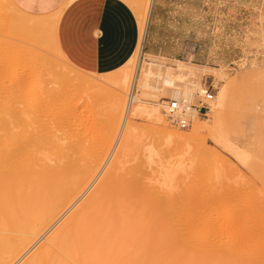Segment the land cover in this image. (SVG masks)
I'll list each match as a JSON object with an SVG mask.
<instances>
[{
  "label": "rangeland",
  "instance_id": "rangeland-1",
  "mask_svg": "<svg viewBox=\"0 0 264 264\" xmlns=\"http://www.w3.org/2000/svg\"><path fill=\"white\" fill-rule=\"evenodd\" d=\"M246 1L247 8H244L243 11H237L235 8H230L235 0H222V4L226 6V10L220 14L193 11L184 13V16H189V18L192 19L191 22L188 23L189 26L184 25V27H186L184 29L189 28L197 30L200 33L198 38L207 41L206 45L197 46L199 51H203L204 57L193 58L191 55H183L182 53L180 58L186 66L185 69L180 70L178 69V63L175 60L147 56L146 59L151 65L146 67V69L151 72V75L146 79L144 78V75L140 74L139 66L137 70L135 69L136 60L134 59L133 78L131 81V85H134V89L132 90V86L130 85L131 88L127 90L128 93L125 92L122 94L125 96L127 95L126 97H123L126 99V106H128L130 100L129 94L136 90L138 92L137 96L142 100L143 104L149 107L157 104L164 116V99L174 97L173 90L167 89L163 85V78L166 75L168 67L175 69L172 71V69L169 68L168 71L174 73V78L178 81L176 85L179 90L183 93L190 91L194 94L191 99L193 102H196L198 99L197 96L196 98L194 97L200 85L203 82H208V84L212 85L215 94L213 101L215 102L214 107L220 106V111L216 116H214L215 113H211L206 117H200L202 121L205 120L206 122L207 119L209 120H207V123L210 126L203 129L200 135V139H202L200 141L205 142L210 150L208 152L209 154H206L205 152L201 153L202 151H199L198 148L199 145L194 147L198 144V141L196 140L195 142H191L194 143L193 147H191L192 145L190 144L189 146L180 147L176 152H172L173 144L172 146H169L164 139H155L149 132V129H153L157 125L155 118L153 120L152 117H135L130 112V114H128L127 122L134 124L136 130L131 137V147L133 149L129 147L132 151L129 152V149L127 150L129 152V154L127 153L128 156L125 155L126 158L122 160L124 162L121 161L116 169L118 174L125 177L128 169H132V167L134 168V166L141 165L142 163L144 165L148 150L150 149L158 150V152H160V157L162 156L163 158L173 157V159H176V154H183L186 158L185 164L188 173V180L186 179L183 181L184 183L182 181L179 182L177 184L178 186L176 185L178 190H176V187L172 189L170 187L168 188V186H164L162 192H166L165 194L169 196V198L172 197L171 199H174L177 204L184 200L191 203L193 205L191 208L193 211L195 210V214H206L207 216L218 214L215 217L218 221L216 224L217 226L219 225V227H222L223 230L228 229L230 225H232L231 222H234L235 219L234 216H231L230 214L235 212V216L237 215L235 217L236 232L247 230L245 229L247 227L249 230L251 225H254L253 221H255L254 217L256 216V208H258L259 205H264V0ZM190 3L199 7L203 4L208 5L209 1L191 0ZM48 16L50 17L51 15L31 16L17 8L12 0H0V122L3 123V127L6 126L7 123V125H9V118L11 124L12 122L15 124L19 120V122L22 120L24 123L21 122L20 126L17 125L18 123L15 124L17 127H21L20 129L18 128L19 131L14 124H12V127L15 128V130L12 129V127L11 129H8L7 127L8 131L6 128H4V130L0 128V133L3 132L7 135L4 136L3 133L0 135V138L4 139H0V142H3L0 144V154L3 153L4 155L6 154L5 151L9 152V150H11L10 152L24 155V153H26L25 151L28 150L26 153L27 155L25 156L28 158L30 155L28 159L29 161L32 162L33 159L36 158L35 155H37V160H39L38 162L34 160L35 162L32 163L33 165L30 164L33 168L36 167L37 163L39 165L41 164L43 167H51L54 165V161H51V159H53L52 153L54 152L53 154H55L58 150V148L52 146L56 141L55 137L57 138L61 135L66 137L67 135V138H71L72 135L70 134L78 129L79 132L81 130L80 134L84 132L81 136L85 140L88 139V142H92L90 139L91 135V138L93 136H101L103 139L107 130V113L109 107L106 106V104L100 103H97L96 106L95 103L91 107V105L87 103L90 105L88 107L85 100L78 98V91L73 88L75 86H73L72 82L66 80V82H68L67 85L69 87L71 86L69 88L63 79L67 78L68 74L69 78L67 79L69 80L78 75L76 76L78 77V81L82 80L84 76L86 79L96 81L108 79L110 76L86 72L72 65L63 56L59 47L56 48L55 32L60 19L55 22L54 19H51V17L49 18ZM190 32L193 31L191 30ZM160 47L163 48V54H169L172 52L181 53L184 49H188L192 52L196 46L167 45ZM146 59L144 54L140 56L141 62ZM64 74L67 75L62 78L61 76H65ZM141 77L143 81L147 82V89L140 86L136 87L140 82H137V80ZM73 80L75 82V78H73ZM223 84L227 87V93L222 97L219 91ZM65 86H67L68 89L63 91V89H66ZM69 91L71 93H69ZM69 105L72 107L70 108ZM130 107L132 109L135 108V106ZM9 110L12 111L10 112ZM12 112L14 113L13 115ZM13 116H15V118H13ZM17 117L18 120H16ZM213 119H216V122ZM3 120L4 122H7L4 124ZM14 120L16 122H14ZM164 120L165 125L163 126V130L167 133L178 131L185 135H191L193 125L195 124L194 119L188 129L181 130L170 126L165 117ZM84 126L87 127L85 128ZM211 126H213V128ZM81 127L88 129L85 130L83 128L88 132L86 134H89V137L86 135L87 138H85V131H82ZM94 127L96 128V131ZM142 129H144L143 131H146V133H143V131H141ZM41 137H46L45 139L47 140L45 142H48L47 145L43 142L45 139ZM49 137L51 138V141L48 140ZM53 137L54 142H52ZM33 138L35 139L33 140ZM99 139L100 137L98 140ZM32 141L33 143H31ZM26 142L28 146L25 145ZM35 142H37L38 147ZM50 142H52V145ZM116 142L117 138L115 139L114 144ZM41 143L42 146H44L43 150L41 149ZM12 144L15 145L13 146ZM39 145L41 147H39ZM54 145L57 147L56 144ZM17 147H20L23 151L19 150ZM29 148L31 149L30 152L32 154L29 152ZM88 148L89 149H85L87 152H95L94 150L96 148L92 150L91 148L93 147H89V145ZM196 148L198 150L197 157L202 156V160L201 157L199 159L201 162L205 161V166L209 168H206V171L202 170L203 172L205 171V175L203 174L201 182V176L198 173L200 169H202L200 165L201 162H198L199 160H197V157H194L196 155H194L195 152H193ZM214 149L216 152H214ZM184 150H187V152ZM86 151H84V154ZM116 152L117 149L113 151L111 150L102 165L100 174L80 202L90 194L92 188L94 189L106 174V171H108L109 166H111V163L113 162ZM40 153L43 155H39ZM47 153L52 156V158H50V155L46 156L51 163H49V160L47 162V158L46 160L42 159L40 161V159L43 158L45 154L47 155ZM23 155L22 157L19 156L21 158H19L20 161H23ZM205 157H207L208 161ZM215 157L219 159L217 160ZM224 157H226V159ZM26 158L24 159L25 161L27 160ZM29 161L27 163L25 162V164L28 165L30 163ZM210 163H213L214 165H211ZM38 164L36 169L39 168ZM40 169H42V167H40ZM126 177H128V175ZM179 186L181 188H179ZM172 194L176 198H174ZM44 195L41 194V196ZM38 197H40V195ZM38 197L36 198L43 204L39 207L40 203L38 200L36 201L38 202L36 204L35 201H33L32 205L35 206V208L33 209V206L31 205V209L34 211L31 210V216L29 214L27 217H22L23 219L21 218V220H19L20 222L24 221L22 224L31 222L33 216L35 218L37 217V214L39 215L47 211L45 209L47 208V203L45 202L47 200L43 197H40L41 199ZM207 200H216L221 204L222 202L229 204L227 208L222 207L223 209L220 208L222 210L219 211V204L217 202L205 206L206 208L202 207V203ZM203 205L205 204L203 203ZM36 206H38V209H36ZM76 206L78 207L79 205L77 204ZM76 206H74V208L72 207L73 209L71 208L69 210L70 212H67L68 215L65 214L67 218L73 210L76 209ZM248 207H251L255 212L251 209V212H245L244 210ZM35 211L37 212L36 216L34 215ZM39 211L41 213H39ZM65 215L62 217L63 219L61 218L59 222L56 223V225L54 224V226L47 227L42 235L31 244L29 247L30 249L28 248L29 251L27 250V253L23 254L16 264H22L24 261L26 262L29 260V257H32L37 249L47 241V237H49L50 234H52L54 230L64 222V220H66ZM218 216L219 218H217ZM229 216L231 218H229ZM242 217H244L245 220ZM26 218L29 219L27 220L28 222H26ZM251 219L254 220L251 221ZM239 220L242 221L240 222ZM237 229L240 230L237 231ZM225 233L226 234H223L224 236L220 235L223 239L221 240L226 242V239H228L227 245L233 248L231 251L235 254L237 259L242 258L247 264H258V257L264 259V236H262L260 244H255L251 241L242 242L244 239L240 238L230 240V235L227 232ZM200 235L201 227L192 231L190 234V243H195V245L200 243L203 244L204 242L201 240L202 238Z\"/></svg>",
  "mask_w": 264,
  "mask_h": 264
},
{
  "label": "bare ground",
  "instance_id": "bare-ground-1",
  "mask_svg": "<svg viewBox=\"0 0 264 264\" xmlns=\"http://www.w3.org/2000/svg\"><path fill=\"white\" fill-rule=\"evenodd\" d=\"M74 1L75 0H68V3ZM152 3L153 0H130L131 5L128 2V4L133 7L138 19L139 45L134 55L124 66L116 71L104 74L110 76L108 79L96 81L86 79L84 76L82 80H80V77V81H78V77H76L78 75H76L73 77L75 78L74 82L73 78H71L73 81L67 79L69 78V74L67 78L63 79L66 85L68 84L66 80L72 82L73 86H75L72 87L78 91V98L85 100L86 105L90 104L92 107L95 103V106L97 103H100L106 104V106L109 107L107 113V130L103 139L96 134L102 140L99 139V141V137L97 136L91 138V135L90 139L92 142H88V139L85 140L81 136L84 132L80 134L81 130L79 132L77 128V131H73V133L70 134L72 135L71 138H67V135L66 137L61 135L57 138L55 137L56 141L54 142L53 137L52 142L54 143L52 145V142H50V144L58 148V150L55 154H53L54 152L52 153L53 159H51V161H54V165L51 167L39 165L37 163L39 161L37 160V155H35L36 158H34L32 162L29 161L30 155L28 158L25 156L28 150L25 151L26 153H24V155L22 154L24 157L22 160L24 162L19 160V156L22 157V155L10 152L11 150H9V152L5 151L6 154L4 155L3 153L0 154V264H16V262L20 260L19 258L27 253L26 251L31 244L42 235L47 227L54 226V224L56 225V223L59 222L65 214L68 215L67 212L77 204L79 206H76V209L73 210L68 218L65 215L66 220H64V222L62 221L63 223H60L61 225L59 224L60 226L58 225V228L56 227L57 229L47 237V241L37 249L32 257H29V260L26 262L24 261L25 263L23 262L22 264H247L242 258H236L235 254L231 251L233 248L227 245L228 239L224 242L220 235L224 236L223 234L227 232L230 235V240L240 238L244 239L242 242L251 241L255 244L261 243L262 236H264V205H259L255 210L256 212L253 211L251 207L246 208V210L243 209L245 212H251V209L256 213L254 217L255 221L251 219L254 225L252 226L250 223L251 228H249V230L247 227L245 228L247 230L239 232L238 230H240V228L237 229L238 232H236L235 217L237 215L235 216L236 213L234 211L235 214H230L234 216V222H231L232 225L228 228L229 230H223L222 227L216 224L218 221L215 217L218 214L214 216L195 214V210L193 211L191 208V206H193L191 203L184 200L177 204L174 199H171L172 197L169 198V196L165 194L166 192H162L164 186L174 189L179 182H183L188 178L185 164L186 158L181 153V155L176 154V159H173V157L163 158L162 156L160 157V152H158V150L149 148L150 150H148L144 165L140 162L141 165L128 169L127 174L125 173V177L117 173V165L121 163V161L126 158L125 155L128 156L127 153L129 154L133 149L131 147V137L136 130L134 124L127 122L130 112L135 117L146 116L147 118L152 117L153 120L155 118L156 124L160 126L156 125L153 129H149V132L153 138L164 139L169 146L173 144V149L171 148L172 152H176L180 147L189 146L190 144L192 145L191 147H193L194 143L191 142H195V140L198 141V144L196 143L197 145L195 144L196 146L194 147L199 145L198 148L199 151H202L201 153L205 152L209 154L208 152L210 151L205 142L200 141L202 140L200 139L202 130L210 126L207 123L208 119L205 122V120L202 121L200 117H196L191 135H185L178 131L167 133L163 130L165 115L163 116L158 105L155 104V106L149 107L143 104L142 100L137 96L138 92L136 90H134L132 96L129 94L131 100H129L128 106H126V99L123 97L125 95L122 94L125 92L128 93L127 90L132 86L133 63L135 60V69L137 70L139 66V72L141 75H144L145 79L151 75V72L146 69V67L151 65L146 59L147 56L145 55L146 60L142 62L140 61V56H142V45L146 28L148 27L147 23ZM61 14L62 10L52 14L50 17L56 22L60 19ZM55 43L57 46L56 48H58L56 39ZM177 63L179 66L178 69H185L186 65L182 61H177ZM169 68H171L172 71L175 70L172 67L167 68L166 75L163 78V85L167 89L173 90L175 98L183 96L187 101L191 102L194 94L190 91L183 93L179 90L176 85L178 81L174 78V73L168 71ZM66 75H62L61 77H66ZM138 81L140 82L136 87L148 88L147 82L143 81L142 77L140 79L138 78L137 82ZM67 86H65L66 89H63V91L68 89ZM133 87L134 85L132 89ZM69 93L71 92L69 91ZM219 93L222 97L226 95L227 87L224 84L221 86ZM214 104L215 102L211 103L208 115L215 113L214 116H216L219 113L220 106L214 107ZM90 105H88V107ZM130 106H135V108L132 109ZM69 107L71 108L72 106L69 105ZM13 112L12 115L14 114ZM13 118H15V116H13ZM8 120L9 125H7V123L4 127L2 125L3 123L0 122L1 129L4 130V128L7 129V127L11 129L14 123L12 122L11 124L10 118ZM16 120H18V117ZM213 120L215 121L216 119ZM19 121L16 122L14 120V122H16L15 124L18 123L17 125L20 126L22 120L21 122ZM6 122L7 121H5L4 124ZM17 125L15 126L17 127ZM19 126L17 127L18 131L21 128H19ZM84 127L86 128L87 126ZM211 127L213 128V126ZM83 128L82 131L85 129ZM12 129L15 130L13 127ZM94 129L96 131L95 127ZM143 130L144 129L141 131ZM144 132L146 133V131H143V133ZM2 133L3 132H1L0 135ZM7 133L10 134L9 132ZM86 133L88 132L85 131V136L87 135ZM5 135L6 134H4V136ZM87 136L85 138H87ZM41 138L45 139L46 137ZM49 138L48 140L51 141V138ZM116 138L117 142L114 144ZM34 139L35 138H33V140ZM46 140L47 139L43 142ZM2 143L3 142H0V144ZM31 143H33V141ZM35 143L38 147L37 142ZM47 143L45 145H47ZM54 144H56L57 147ZM25 145L28 146L27 142ZM88 145L89 147H93L91 148L92 150L96 148L94 153L85 150L86 148L89 149ZM41 146L39 145V147ZM20 147L17 148L22 150ZM43 147L44 146L41 147L42 150ZM129 147L132 149L130 150ZM30 148L29 152L31 150ZM116 149L117 152L106 174L94 189L92 188L90 194L80 202L100 174L102 165L111 150L113 151ZM128 149L129 152L127 151ZM196 150L193 151L195 152L194 155H196L194 157H197L198 154V150L197 153ZM84 151H86L85 154ZM184 151L187 152V150ZM214 152H216V150ZM39 155L43 154L40 153ZM48 155L51 156V154L47 153L43 158L40 159L39 157L40 161L42 159L46 160V156ZM200 157L202 160V156ZM200 157H197L199 163L201 162L199 159ZM25 158L30 162L28 165L25 164V162H28L24 160ZM50 158H52V156ZM224 158L226 159V157ZM205 159H207V157H205ZM215 159L217 158L215 157ZM34 160H36V163L39 165L37 169V164L35 168L32 166V163L35 162ZM48 160L47 158V162ZM51 161L49 163H51ZM204 162L202 161L200 163L202 169L198 172L201 176L200 182L207 168ZM213 163L210 164L214 165ZM202 165L205 168H203ZM40 167H42V169H40ZM202 170L205 171L203 172ZM127 175L128 177H126ZM180 186L179 188H181ZM176 190H178V187H176ZM41 194H45L44 196L46 197L41 196ZM39 195L41 198L43 197L47 200L45 201L44 199L47 203H45L47 205V208H45L47 211L39 215L37 214L35 218L33 216L32 221L29 223L26 222H28L27 220L30 218H26V224H22L24 221L20 222L19 220L30 214L33 201H35V204L39 202V207L43 204L36 198ZM37 200L38 202H36ZM213 202L217 201L207 200L203 202L205 205L202 203V207L206 208L205 206ZM218 204L220 211L223 208H227L229 203L222 202V204ZM37 207L38 206H36V209H38ZM34 208L35 206H33V209ZM36 213V211L35 214L33 212L35 216ZM39 213L41 212L39 211ZM217 218H219V216ZM229 218L231 217L229 216ZM198 226L201 227L200 236L202 238L201 240L204 242L203 244L200 243L201 245L198 244L199 242L197 243L198 245L190 243V234L192 231L199 228ZM257 263L264 264V259L258 257Z\"/></svg>",
  "mask_w": 264,
  "mask_h": 264
},
{
  "label": "crops",
  "instance_id": "crops-1",
  "mask_svg": "<svg viewBox=\"0 0 264 264\" xmlns=\"http://www.w3.org/2000/svg\"><path fill=\"white\" fill-rule=\"evenodd\" d=\"M190 1L153 0L142 55L175 61H182V53L193 58L204 57L203 51H199L197 46L206 45L207 41L198 38L200 33L197 30L184 29V25H188L192 20L189 16H184V13L193 11L220 14L226 10V6L222 4V0H208V5L199 7ZM12 2L22 12L31 16H47L62 10L55 32L57 45L72 65L86 72L104 75L121 68L134 55L139 45V24L135 11L130 6V0ZM246 4V0H235L230 8L243 11L247 8ZM191 30L193 32H190ZM167 45L196 47L192 52L184 49L181 53L163 54V48L160 46Z\"/></svg>",
  "mask_w": 264,
  "mask_h": 264
},
{
  "label": "built area",
  "instance_id": "built-area-1",
  "mask_svg": "<svg viewBox=\"0 0 264 264\" xmlns=\"http://www.w3.org/2000/svg\"><path fill=\"white\" fill-rule=\"evenodd\" d=\"M133 92L130 94L131 96ZM196 96L198 98L196 102H193V100L189 102L183 97L164 99L163 112L170 126L185 130L191 126L196 117H206L208 115L211 103L215 98L212 85L208 84V82H203L195 93L194 98Z\"/></svg>",
  "mask_w": 264,
  "mask_h": 264
}]
</instances>
